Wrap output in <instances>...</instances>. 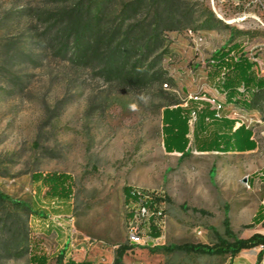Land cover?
I'll return each instance as SVG.
<instances>
[{
    "label": "rangeland",
    "instance_id": "374dc122",
    "mask_svg": "<svg viewBox=\"0 0 264 264\" xmlns=\"http://www.w3.org/2000/svg\"><path fill=\"white\" fill-rule=\"evenodd\" d=\"M89 22L84 53L76 37ZM231 39L264 74V0H0V192L14 201H0V264H29L35 244L47 264L63 249L111 264L121 244L132 246L123 264H228L155 248L213 243L225 216L239 237L261 229L246 225L264 195V93L231 113L256 149L163 146L165 106L216 104L208 61ZM113 63L139 71L114 77ZM35 172L71 176L67 206L37 193ZM125 186L163 199L154 243H129Z\"/></svg>",
    "mask_w": 264,
    "mask_h": 264
},
{
    "label": "trees",
    "instance_id": "16d2710c",
    "mask_svg": "<svg viewBox=\"0 0 264 264\" xmlns=\"http://www.w3.org/2000/svg\"><path fill=\"white\" fill-rule=\"evenodd\" d=\"M92 22L84 26L81 35L76 37V47L83 43L84 53L90 46V40H85L86 31L90 30ZM114 33V32H113ZM85 37V38H84ZM227 46L216 50L209 58V71L207 79L220 97L204 100L201 97H194L187 101L186 105L179 102L172 103V106H165L162 111V134L163 146L168 153H179L181 156L187 155L190 144L198 152H244L257 148V142L253 138L252 130L244 123L238 122L231 116L234 107L244 110L254 108L257 98L264 93V74L258 73L250 66L248 58L237 55L243 47V43L238 40H230ZM80 47V46H79ZM145 50H148V46ZM124 58L123 60H125ZM119 63V62H118ZM114 77L131 76L138 71L129 70L124 74V66L114 65L106 69ZM209 97V96H208ZM210 99V97L208 98ZM217 105L220 107L217 108ZM191 135L192 140H190ZM32 181L37 183V193L48 198L50 204L69 203L73 185L69 174L63 172L40 173L35 172L31 176ZM253 180V176L249 181ZM44 190V192H43ZM124 203L127 206L134 200L135 189L130 186L123 188ZM264 199V198H263ZM154 202L159 207L163 199L160 196L153 197ZM0 201L14 203L7 195L0 192ZM264 201V200H263ZM53 207V206H52ZM202 214L206 212L202 209H194ZM158 211L157 208L155 210ZM36 214L40 215L39 212ZM162 214V212H161ZM129 213H126L128 217ZM42 216V215H40ZM161 217V216H160ZM262 223L264 225V205H260L256 210L251 223L246 227ZM151 235L157 238L161 234L160 228L155 224V216L151 218ZM215 241L213 243H181L158 246L155 249L166 253H179L185 255H202L210 257L228 256L229 263L243 250H250L261 247L256 255V263L261 264L264 257V234L252 233L247 238L237 236L231 228L227 216L223 220V233L214 231ZM31 249L29 264H47L48 256L38 251V244ZM132 246L121 244L115 251V256L111 264H123V257ZM55 264H91L89 261L77 260L65 249L58 254Z\"/></svg>",
    "mask_w": 264,
    "mask_h": 264
},
{
    "label": "built area",
    "instance_id": "2783aa9c",
    "mask_svg": "<svg viewBox=\"0 0 264 264\" xmlns=\"http://www.w3.org/2000/svg\"><path fill=\"white\" fill-rule=\"evenodd\" d=\"M238 4V3H237ZM220 106L217 105V108ZM135 199L127 205V230L126 235L131 244L154 243L156 238L151 235V218L155 216V224L159 227L157 219L161 216V210L153 200L158 196L153 191L135 189ZM157 208V212L155 211ZM158 238V237H157Z\"/></svg>",
    "mask_w": 264,
    "mask_h": 264
},
{
    "label": "crops",
    "instance_id": "0c3cea01",
    "mask_svg": "<svg viewBox=\"0 0 264 264\" xmlns=\"http://www.w3.org/2000/svg\"><path fill=\"white\" fill-rule=\"evenodd\" d=\"M234 3H240V2H243L244 0H232ZM233 117V116H232ZM240 123L237 122L236 123V126L239 125ZM252 151V150H250ZM245 152V151H244ZM215 153H219V152H215ZM253 183V180L251 181ZM264 195L259 203V205L257 206L256 210L259 208L260 205H264ZM255 210V212H256ZM254 212V214H255ZM254 214L252 215L251 219H250V222L249 224L251 223V220L254 216ZM252 226H260L261 229L259 230H255L253 231L252 233L254 232H259V233H262L264 234V225L262 223H258V224H255V225H252ZM252 226H249V227H252ZM252 233L248 234V235H245V236H240L242 238H247L249 237ZM261 249V247H258V248H253V249H250V250H243L241 251L233 260H232V263L231 264H255L256 263V255H257V252ZM247 253L250 254V257L247 256ZM230 264V263H228ZM261 264H264V257H263V260H262V263Z\"/></svg>",
    "mask_w": 264,
    "mask_h": 264
},
{
    "label": "clouds",
    "instance_id": "9594fccd",
    "mask_svg": "<svg viewBox=\"0 0 264 264\" xmlns=\"http://www.w3.org/2000/svg\"><path fill=\"white\" fill-rule=\"evenodd\" d=\"M141 99H143V100L147 101L148 97H147V96H145V95L142 93V94H141Z\"/></svg>",
    "mask_w": 264,
    "mask_h": 264
}]
</instances>
